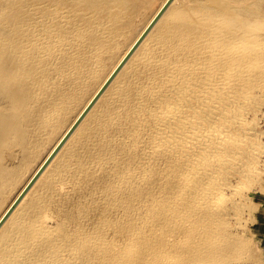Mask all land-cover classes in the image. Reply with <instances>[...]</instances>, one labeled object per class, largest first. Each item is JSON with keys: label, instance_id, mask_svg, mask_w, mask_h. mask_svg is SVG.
I'll list each match as a JSON object with an SVG mask.
<instances>
[{"label": "bare ground", "instance_id": "bare-ground-1", "mask_svg": "<svg viewBox=\"0 0 264 264\" xmlns=\"http://www.w3.org/2000/svg\"><path fill=\"white\" fill-rule=\"evenodd\" d=\"M262 60L264 0L1 2L0 264L166 262L153 213L195 234L191 264H225Z\"/></svg>", "mask_w": 264, "mask_h": 264}, {"label": "rangeland", "instance_id": "rangeland-1", "mask_svg": "<svg viewBox=\"0 0 264 264\" xmlns=\"http://www.w3.org/2000/svg\"><path fill=\"white\" fill-rule=\"evenodd\" d=\"M3 1L4 0H0V3ZM261 71H262V79L259 82V85H257V87L255 89V94L257 93L259 95V96H257L258 98L256 100L258 102V105L260 102H262V103H261V105H259L260 109L257 108V106L253 108L254 112L256 111V113H258V114H255V113H253L252 110H250L249 113H248V111H246L243 115V117H246L245 119L250 121V123H248V125H247L248 127L246 126V129L249 127H250L249 129H251V130L253 128H255V130L262 129L261 130L262 134L260 135L261 137H259L260 140L258 139L260 142H262L261 140L263 139V142L261 144L259 143L262 147H259L260 145H257L258 147L256 149H258V150L255 149V151H254V153L259 154L258 155L259 157L256 159L257 160L260 159V160H259V164L258 163L256 164L255 169L252 170L250 173H247L246 176H244V180H242L243 178L242 179L240 178L243 186L241 185V183L238 184L239 187H237L238 188L237 190L242 195L241 201L238 202L239 203L237 206L238 208L235 207V210H234V208L231 209V211L229 212L228 215H226V217L223 216V221L225 222V224L220 225L219 231L221 232V234H219L214 240L217 243L218 242L222 243V245L227 248V250H223L219 254V258L221 260L224 259L225 262L222 261V263H225V264H264V153L262 152L264 149L263 148L264 147V132H263L264 131V60L261 61ZM258 109H259V111L260 110L261 111L259 112ZM252 113H253V115H256L257 118L255 116H253ZM249 118H251V119L253 118V121H251V119H249ZM251 126H252V128H251ZM222 129L224 130V132H228V133L229 132H231V133L235 132V131H233V129H227V128L225 129V127H222ZM228 130H231V131H228ZM245 131H246V133H250V130H248V129ZM241 133H242V131H240V134ZM241 138H243V137H241ZM259 149H261V150H259ZM260 151L262 154L260 153ZM206 166H207V164H206ZM206 171H208V170H206ZM257 171H259V172L257 173ZM251 174H254V176H256V177H259V179L254 178V176H252ZM235 175H236V173H234L231 176V180H234V181L238 180L237 177H239V175H236L237 177ZM248 177H250L251 179ZM245 178H247V179H245ZM253 178L255 179V181L252 180ZM256 179H258L259 181H257ZM235 182H237V181H235ZM240 186H241V188H243V190L240 188ZM221 188L222 187L220 186L219 189H221ZM222 189L226 192L229 190V188H226V187H223ZM173 193H175V192H173ZM181 194H183V192ZM180 198H182V195ZM61 200H62L61 196L58 195L54 204L59 203ZM179 201H177L178 203L176 205H179V203H180ZM248 204H250V205H248ZM240 205H241V207H240ZM156 208L157 209L159 208L158 205L153 209V211H155ZM235 211L237 212V214L235 213ZM151 213H153V212H151ZM235 214L237 216L239 214V216L236 219H235V216H236ZM155 217H156V215H154V213H153V215L152 214L150 215L148 226L145 229V233H148L157 227H159V228L161 227V229L159 230V232L156 231L158 233L155 234V232H154L152 235V243H150V245L148 246V247H150V249L148 250V254L146 255L147 261L151 260L152 258H155L156 253H159V255L162 254L163 256H166L169 251H175V254L172 255V257L168 261L165 260L166 262H164L162 260L161 262H156L155 264H175L176 257L181 258V263H183V264H191L192 262H194V258H193L194 251L192 249H190V247L192 246V243L194 241L195 234H194V237L193 236L188 237L185 234H178V233L171 232L167 225L164 226L161 221L156 222ZM54 218L55 217L51 218L48 221V223H47L48 226L53 227L55 225V219ZM238 218H240V219H238ZM226 220H227V222H226ZM230 222H231V224H230ZM228 224H230L232 228ZM237 224H238V226H237ZM198 225H201V224L197 223L195 225V227ZM233 226H236V227H233ZM221 228L223 231L225 229V231L223 232L221 230ZM232 231H234V233ZM175 236H176V238H175ZM163 238H164V241H162ZM182 238H186V240L184 241L182 246H180V247L173 246V243H176V241H178L179 239H182ZM159 242H162V246L159 245L158 248L153 247V246L158 245ZM199 247L201 250H205L209 247V245H201ZM129 254L130 255L135 254V251L134 250L129 251ZM220 263H221V261H218V260L213 262V264H220Z\"/></svg>", "mask_w": 264, "mask_h": 264}]
</instances>
